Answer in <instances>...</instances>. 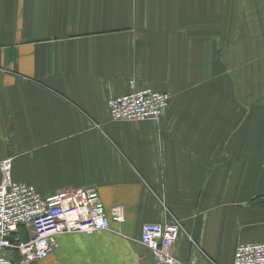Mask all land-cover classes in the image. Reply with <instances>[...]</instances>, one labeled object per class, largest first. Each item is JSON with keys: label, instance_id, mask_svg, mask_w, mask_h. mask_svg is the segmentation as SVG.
<instances>
[{"label": "crops", "instance_id": "1", "mask_svg": "<svg viewBox=\"0 0 264 264\" xmlns=\"http://www.w3.org/2000/svg\"><path fill=\"white\" fill-rule=\"evenodd\" d=\"M130 80L170 96L159 121L110 120ZM7 158L40 195L94 187L125 210L35 264H150L141 228L173 218L174 257L232 264L264 241V0H0Z\"/></svg>", "mask_w": 264, "mask_h": 264}, {"label": "built area", "instance_id": "2", "mask_svg": "<svg viewBox=\"0 0 264 264\" xmlns=\"http://www.w3.org/2000/svg\"><path fill=\"white\" fill-rule=\"evenodd\" d=\"M129 87V93L107 101L110 120L159 121L170 96L137 89L134 80ZM261 201L264 206V196ZM124 221V208L115 206L107 212L94 187L61 189L43 196L32 186L12 180L11 158L0 161V264H35L57 247L60 235L108 231L111 223ZM21 226L31 230L27 241L18 238ZM182 232L184 227L175 218L163 225L144 224L139 244L149 252L150 264H194L174 257L173 247ZM232 264H264V241L238 243Z\"/></svg>", "mask_w": 264, "mask_h": 264}]
</instances>
